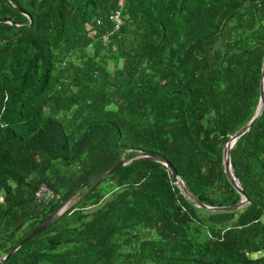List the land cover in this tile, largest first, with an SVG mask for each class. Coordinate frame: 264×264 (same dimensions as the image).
<instances>
[{
	"label": "trees",
	"instance_id": "obj_1",
	"mask_svg": "<svg viewBox=\"0 0 264 264\" xmlns=\"http://www.w3.org/2000/svg\"><path fill=\"white\" fill-rule=\"evenodd\" d=\"M9 1L0 257L138 153L163 156L204 205L242 199L223 146L259 105L264 0ZM230 160L247 198L237 209L198 206L164 163L136 158L80 189L0 264H264V103ZM40 185L54 198L37 199Z\"/></svg>",
	"mask_w": 264,
	"mask_h": 264
},
{
	"label": "water",
	"instance_id": "obj_2",
	"mask_svg": "<svg viewBox=\"0 0 264 264\" xmlns=\"http://www.w3.org/2000/svg\"><path fill=\"white\" fill-rule=\"evenodd\" d=\"M5 1L10 2L9 0H5ZM3 21H5V22H11L8 19H4ZM30 23H31V18L29 17V23H28V25H30ZM263 103H264V63H263V67H262L259 105L257 107V111H256V113L254 114V116L250 119V121L246 125H244L243 127H241L239 130H237L234 134H232L226 140V142L224 143V146H223V165H224V171H225V173H226L229 181L231 182V184L234 186V188L242 196V199L237 204L232 205V206L218 207V208H213V207H209L207 205H204L203 203L199 202V200H197L193 195H191L188 192V190L186 189V187H185L182 179L178 175L176 169L172 166L171 163H169L168 161H166L163 156L158 155V154H153V153H138V154H134L131 157H127V158L120 159L109 170H107V171H105V172H103L101 174H98V175L92 177L86 183H84L83 185H81V187L78 190H76L67 200H65L56 211H54L43 222H41L39 225H37L27 236H25L4 257H0V260L1 261H4L5 259H7L13 252H15L25 242H27L29 239H31L32 237H34L36 234H38L42 230H44L46 228V226L48 225L49 221L52 218H54L55 216H57L58 214H60V213L63 212L62 209L67 206V204L70 201V199L80 189H82L86 185H89L90 182L95 181L92 184V186L88 189V191H87V193H88L94 187H96L97 185H99L101 183V181L103 180V178H105L106 176L110 175L114 170H116L117 168H119L122 165L126 164L130 160H133V159H136V158H139V159L140 158H150V159H153V160H156V161H159V162L164 163L170 169L171 174H172V177L174 179V183L182 190V192L184 194H186L187 196L191 197L198 204V206H202L203 208L212 209V210H234V209H237V208L241 207L243 204H245V202H247V198L245 197L244 192H243V189H242V187H241V185H240V183L238 181V178L236 176V173L234 172V169L232 168L231 160H230V149H231L232 145L234 144V142L237 140V138H239L245 131H247L249 129L251 122L260 114L261 108L263 106Z\"/></svg>",
	"mask_w": 264,
	"mask_h": 264
},
{
	"label": "built area",
	"instance_id": "obj_3",
	"mask_svg": "<svg viewBox=\"0 0 264 264\" xmlns=\"http://www.w3.org/2000/svg\"><path fill=\"white\" fill-rule=\"evenodd\" d=\"M112 18L115 22V29H117L122 24V18L120 12L117 11ZM35 196L37 199L42 201L51 200L54 197V193L45 185H40L35 192Z\"/></svg>",
	"mask_w": 264,
	"mask_h": 264
},
{
	"label": "clouds",
	"instance_id": "obj_4",
	"mask_svg": "<svg viewBox=\"0 0 264 264\" xmlns=\"http://www.w3.org/2000/svg\"><path fill=\"white\" fill-rule=\"evenodd\" d=\"M120 15H121V14H120ZM121 18H122V16H121ZM122 22H123V19H122ZM53 198H54V197H53ZM65 208H66V207H65ZM65 208H63L62 210L64 211ZM62 210H61V211H62Z\"/></svg>",
	"mask_w": 264,
	"mask_h": 264
},
{
	"label": "rangeland",
	"instance_id": "obj_5",
	"mask_svg": "<svg viewBox=\"0 0 264 264\" xmlns=\"http://www.w3.org/2000/svg\"><path fill=\"white\" fill-rule=\"evenodd\" d=\"M68 205H69V204H68ZM68 205H67V206H68ZM67 206H66V207H67Z\"/></svg>",
	"mask_w": 264,
	"mask_h": 264
}]
</instances>
